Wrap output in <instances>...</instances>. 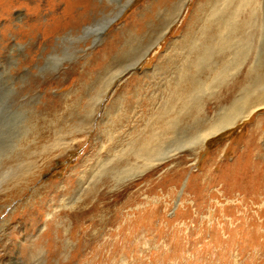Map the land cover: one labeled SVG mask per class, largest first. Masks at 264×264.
<instances>
[{
  "label": "rangeland",
  "instance_id": "rangeland-1",
  "mask_svg": "<svg viewBox=\"0 0 264 264\" xmlns=\"http://www.w3.org/2000/svg\"><path fill=\"white\" fill-rule=\"evenodd\" d=\"M117 1L89 0L87 25L96 17L110 18ZM205 1L184 0L170 27L162 29L163 14L180 0H133L99 33L100 40L87 41L85 50H76L75 40H69L53 59L44 44L27 50L28 42H16L10 31L4 38L10 19L19 31L29 12L17 4L2 15L5 0H0V188L10 166L6 155L21 126L33 129L29 140L38 145L62 136L72 144L62 155L57 149L50 160L39 159L43 171L23 195L12 188L0 194V264H264V107L207 139L200 150L177 144L170 149L174 155L159 164L145 169L140 159L137 175L128 172L118 183H103L102 164L109 154L155 122L159 97L168 94L166 81L180 62L169 68V76L162 69ZM47 18L43 12L41 19ZM110 41L114 48L103 61ZM132 42L142 47L139 59L128 51L122 58ZM12 43L22 44L11 52ZM252 48L239 49L227 85L248 72ZM96 58L112 72L137 64L119 74L105 94L101 77H85ZM225 82L213 83L221 87L215 97H208V87L203 95L201 106L210 116L218 109L216 98L226 92ZM137 85L141 95L160 101L139 104L120 123L121 100ZM150 108H155L151 118Z\"/></svg>",
  "mask_w": 264,
  "mask_h": 264
},
{
  "label": "bare ground",
  "instance_id": "bare-ground-1",
  "mask_svg": "<svg viewBox=\"0 0 264 264\" xmlns=\"http://www.w3.org/2000/svg\"><path fill=\"white\" fill-rule=\"evenodd\" d=\"M32 1L36 5L31 7L26 2L5 0L4 5H1L2 15H10V11L17 4L24 5L29 13L28 20L23 18L22 22L20 21L19 31L15 28L16 26L13 27L10 19V24L6 25L3 36L7 40L8 32L10 31L11 34L13 33L16 42H28L27 50L36 43L44 44L46 49L52 50L50 55L52 54L53 59H56L58 52L68 46L69 40H75L73 42L76 50H85L87 41L100 40L101 35L99 33L104 31L121 10L133 0L117 1L110 18L107 16H104V19L96 17L94 23L89 25H87V5H89V0ZM43 1L46 3L44 7H41ZM62 4H65V6L60 10ZM183 5L184 0H180L178 6L174 9L170 8L171 10L168 9L169 12L167 10L163 14L159 28L170 27V24L173 23L171 20L177 16L178 10H180L179 7ZM96 8L97 6L93 5L92 10ZM199 10L201 13L200 17H195L194 26L184 34L182 40L176 42L173 49L174 53L168 59L167 66L162 69L168 75L169 68L173 64L180 62V65L178 64L174 67L173 76H170L171 78L169 77L168 81H166L170 84L166 89L168 94L166 96L159 95V98L163 101H161V104L159 103L158 108L156 107L158 115H156L155 122L151 124L152 128H150L149 123V129H143L141 134L138 133L139 137H132V140H127L125 147L109 154L110 156L102 164L105 174L104 184H110L112 181L118 183L123 175L128 172L130 176L137 175L135 170L138 168V164L136 163L140 159L143 161L142 165H144V168L147 169L159 164L165 158L172 157L174 153L170 149L177 144H183V148H187L191 152L200 150L207 139L237 126L256 109L264 107V0H206L201 4ZM43 12H46V16L48 15L45 21L41 19ZM114 42L110 41L105 47L104 55L102 56L103 61L107 54L110 55L112 47L114 48ZM19 44L12 43L10 46L11 52H14ZM136 44L132 42L126 49L122 50V58L128 51L134 58L139 59V51L142 52V47L139 46V43L137 44L138 46ZM247 45L249 49L252 46V49H255V56L254 58L252 57L253 61L250 68L245 75L242 74L243 76L240 80H235L227 85L228 83L226 84L225 81L231 75L229 70L240 58L241 52H239V49L243 46L247 47ZM53 53L55 56H53ZM249 53H247L246 57H248ZM120 56L119 59H121ZM96 59L95 66L85 71V77L87 78L93 74H95L94 76H96L97 80L101 77L99 80L103 79L105 88L103 93L105 94L119 74L132 72L131 67L137 64L136 61L122 70L119 67L115 70L117 72H112L113 70L107 64L104 63L105 65H102V60ZM32 60L31 58L28 61L32 62ZM118 60L116 59L115 61ZM50 61L47 58V64ZM120 62L122 64L123 61L121 60L118 63ZM110 71L111 73H109ZM231 77L234 76L232 75ZM217 80H220L221 83L225 82L227 88L224 95L216 98L218 109L213 116H210L203 111L201 100L203 95L207 93V87L211 88L210 93L207 94L208 97H215V91L220 87L217 86L215 88V84L213 85ZM139 89L141 90L142 88H139L138 85L134 86L131 96L128 95L125 99L124 97L122 98L120 103L122 107L119 111L123 118L119 120L120 123L127 119L128 114L134 112L140 106L139 104L147 101L149 106L155 100L154 98L157 97L146 98L141 95ZM159 98H156L158 102L160 101ZM124 101L126 105H123ZM154 109L150 108L149 110L150 118L152 117L151 115H155ZM82 123L85 124L84 122ZM155 124L157 126L156 129L154 128ZM256 128H252V135L256 132ZM31 132H33V129L28 128L27 125L21 126L18 130V135L10 147V154L6 155L10 166L5 172V178L3 177L5 187L0 188V194L12 188L13 194L23 195L28 184L30 185L36 179V176L43 171V166L39 164V159L44 157L50 160V153L57 149L60 150L59 155H62L72 145L64 136L57 137L51 143L48 142L49 144L38 145V140H29L28 135ZM64 144L65 146L61 147ZM255 151H257V148ZM161 154L166 156L158 158L159 162L153 163L157 156ZM20 159L22 161L19 162ZM133 159L135 162L132 161ZM151 184L153 183H150L149 190L154 188V184Z\"/></svg>",
  "mask_w": 264,
  "mask_h": 264
}]
</instances>
